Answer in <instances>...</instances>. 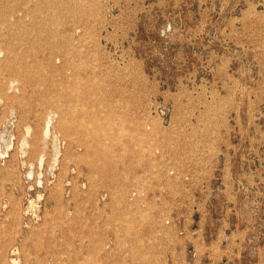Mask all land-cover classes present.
<instances>
[{
	"label": "rangeland",
	"instance_id": "374dc122",
	"mask_svg": "<svg viewBox=\"0 0 264 264\" xmlns=\"http://www.w3.org/2000/svg\"><path fill=\"white\" fill-rule=\"evenodd\" d=\"M0 264H264V0H0Z\"/></svg>",
	"mask_w": 264,
	"mask_h": 264
},
{
	"label": "bare ground",
	"instance_id": "6f19581e",
	"mask_svg": "<svg viewBox=\"0 0 264 264\" xmlns=\"http://www.w3.org/2000/svg\"><path fill=\"white\" fill-rule=\"evenodd\" d=\"M17 73H19V72H17ZM59 73V72H58ZM19 76V75H18ZM17 78V77H16ZM35 79H37L38 80V78L37 77H35ZM39 83H40V80H39ZM25 90V89H24ZM33 99L34 100H39V101H41V103H45V104H50V102L48 101V99L46 98V99H43V98H41V95L37 92V91H35L34 93H33ZM23 98H25V97H23ZM25 106V109H26V112H27V114L28 113H31V112H33L34 111V105H33V103H31L30 105H28V104H26V105H24ZM103 107V106H102ZM104 108V107H103ZM85 110H86V108H85ZM95 110V109H94ZM57 111V110H56ZM52 116V115H51ZM121 116V115H120ZM27 122H29L28 120H26ZM46 135V134H45ZM43 161V160H42ZM85 184V183H84ZM70 192V191H69Z\"/></svg>",
	"mask_w": 264,
	"mask_h": 264
}]
</instances>
